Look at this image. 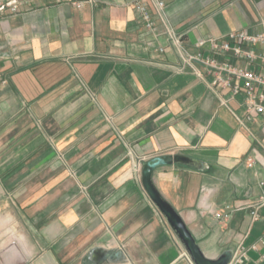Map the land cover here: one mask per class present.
<instances>
[{"label":"crops","instance_id":"0c3cea01","mask_svg":"<svg viewBox=\"0 0 264 264\" xmlns=\"http://www.w3.org/2000/svg\"><path fill=\"white\" fill-rule=\"evenodd\" d=\"M79 1L0 8V264L173 263L179 244L138 172L163 154L201 162L152 181L203 254L242 243L244 264H264V205L249 214L264 194V115L183 58L210 55L202 37L264 31V0H165L151 30L132 0Z\"/></svg>","mask_w":264,"mask_h":264},{"label":"built area","instance_id":"2783aa9c","mask_svg":"<svg viewBox=\"0 0 264 264\" xmlns=\"http://www.w3.org/2000/svg\"><path fill=\"white\" fill-rule=\"evenodd\" d=\"M10 1L12 0H0V8ZM82 2L94 3L95 0H82L78 3ZM131 4L148 30L153 29L155 24L153 9L162 13L165 8V0H132ZM10 9L16 11L17 2L11 4ZM168 34L172 42L184 52L180 35H177L173 29H168ZM228 36L229 40L215 36H205L198 39L196 46L199 48L206 47L210 55L202 57L200 53L190 55L184 52V61L192 63L193 60H200L207 71L214 76L213 85L227 88L231 97H240L241 103L248 113L264 115V49L260 48L264 46V31L250 33L241 29L229 32ZM219 55H227L229 58L222 61L219 60ZM240 61H244L246 65H240ZM195 72L197 75H201L199 69L195 68ZM252 162L253 159L248 157L247 165L251 166ZM138 167L141 178L140 161ZM260 184L264 185V182L261 181ZM263 205L264 194L250 205L249 214L252 220L258 219V210ZM232 210V206L225 205L222 209L214 210L212 214L218 221H223L229 219ZM169 229L180 247L176 259L171 264H194L170 227ZM246 259L245 247L242 243H237L227 264H244Z\"/></svg>","mask_w":264,"mask_h":264},{"label":"water","instance_id":"95a60500","mask_svg":"<svg viewBox=\"0 0 264 264\" xmlns=\"http://www.w3.org/2000/svg\"><path fill=\"white\" fill-rule=\"evenodd\" d=\"M168 164L185 165L199 170L203 168L200 161L183 154H163L153 156L141 163V184L143 189L152 203L159 210L194 264H227L231 259L233 251L230 249L224 250L215 259L206 257L201 251L196 239L181 219L179 213L161 196L154 186L152 181L154 170L159 166ZM106 257L112 259L110 252H106L102 255V258Z\"/></svg>","mask_w":264,"mask_h":264}]
</instances>
